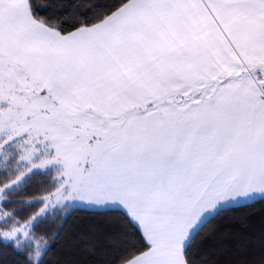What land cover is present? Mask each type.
Listing matches in <instances>:
<instances>
[{
    "label": "snow or ice",
    "instance_id": "6c2138e0",
    "mask_svg": "<svg viewBox=\"0 0 264 264\" xmlns=\"http://www.w3.org/2000/svg\"><path fill=\"white\" fill-rule=\"evenodd\" d=\"M40 175L46 195L22 199ZM257 198L264 0H0V245L23 264H50L77 207L132 233L109 249L89 225L56 264H264V224L212 226Z\"/></svg>",
    "mask_w": 264,
    "mask_h": 264
},
{
    "label": "trees",
    "instance_id": "16d2710c",
    "mask_svg": "<svg viewBox=\"0 0 264 264\" xmlns=\"http://www.w3.org/2000/svg\"><path fill=\"white\" fill-rule=\"evenodd\" d=\"M51 2L54 7H57V10L71 13L77 7H79L81 12L99 10L100 7L113 5L118 0H51ZM50 179V177L43 175L34 176L21 190L24 193L22 199L30 201L33 198H42L46 195L42 189L49 183ZM40 206L37 205L36 208L27 209L22 215H31ZM239 218H246L258 230L260 225L264 224V201L258 199L248 205L232 208L217 217L212 226L221 229L225 233L238 231ZM92 224L97 226L100 239L105 241L109 249L119 246L118 242L116 244L108 242L107 238L109 236L123 239L125 232L132 233V229L127 227V221L119 211H93L86 208H76L67 216L60 238L52 241L51 251L48 256L50 264H56L57 259L64 252L68 251L65 247V241L68 238L75 237ZM41 228L47 230V225H41ZM50 231L54 232L56 229L52 228ZM116 255L117 253H110L108 257L97 256L96 261L115 259ZM89 259V257H80L81 264H85ZM0 264H23V257L12 251L11 248H5L3 245H0Z\"/></svg>",
    "mask_w": 264,
    "mask_h": 264
},
{
    "label": "crops",
    "instance_id": "0c3cea01",
    "mask_svg": "<svg viewBox=\"0 0 264 264\" xmlns=\"http://www.w3.org/2000/svg\"><path fill=\"white\" fill-rule=\"evenodd\" d=\"M259 198H257V200H258ZM256 201V200H255ZM252 202H254V201H247V202H242L241 204H239V205H234L232 208H236V207H240V206H244V205H248V204H250V203H252Z\"/></svg>",
    "mask_w": 264,
    "mask_h": 264
},
{
    "label": "rangeland",
    "instance_id": "374dc122",
    "mask_svg": "<svg viewBox=\"0 0 264 264\" xmlns=\"http://www.w3.org/2000/svg\"><path fill=\"white\" fill-rule=\"evenodd\" d=\"M54 175V174H53ZM77 208H83V207H77Z\"/></svg>",
    "mask_w": 264,
    "mask_h": 264
}]
</instances>
